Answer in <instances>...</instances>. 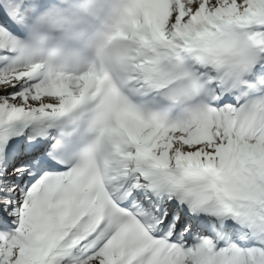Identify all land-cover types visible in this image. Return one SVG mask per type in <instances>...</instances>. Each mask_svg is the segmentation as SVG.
Instances as JSON below:
<instances>
[{"label":"snow or ice","instance_id":"obj_1","mask_svg":"<svg viewBox=\"0 0 264 264\" xmlns=\"http://www.w3.org/2000/svg\"><path fill=\"white\" fill-rule=\"evenodd\" d=\"M47 3L0 0V264H264V0H133L55 77Z\"/></svg>","mask_w":264,"mask_h":264},{"label":"clouds","instance_id":"obj_2","mask_svg":"<svg viewBox=\"0 0 264 264\" xmlns=\"http://www.w3.org/2000/svg\"><path fill=\"white\" fill-rule=\"evenodd\" d=\"M132 5L133 0H48L18 55L27 68L50 77L93 70L126 27Z\"/></svg>","mask_w":264,"mask_h":264}]
</instances>
